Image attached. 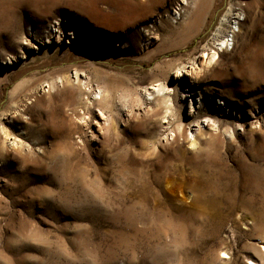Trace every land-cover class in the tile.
<instances>
[{"label": "rangeland", "instance_id": "rangeland-1", "mask_svg": "<svg viewBox=\"0 0 264 264\" xmlns=\"http://www.w3.org/2000/svg\"><path fill=\"white\" fill-rule=\"evenodd\" d=\"M205 2L0 0V264H264V0Z\"/></svg>", "mask_w": 264, "mask_h": 264}, {"label": "bare ground", "instance_id": "bare-ground-1", "mask_svg": "<svg viewBox=\"0 0 264 264\" xmlns=\"http://www.w3.org/2000/svg\"><path fill=\"white\" fill-rule=\"evenodd\" d=\"M206 0H199V4H198V6L196 7L197 8V10L195 11V13L193 14V16H192V18L190 19V21H189V24L191 25V26H195V24L198 22V20H199V10L201 9V4H203V6H205V4H206V2H205ZM203 10H205V9H203ZM203 12V11H202ZM175 13H177L176 11H175ZM237 14H239V15H241V12H237ZM238 18H239V16H237ZM235 18V17H234ZM240 19H244V15L242 16V17H240ZM201 20V19H200ZM199 20V21H200ZM234 25H236L238 28H237V30H239V22H238V20L237 21H234V23H233ZM197 25V24H196ZM229 43V44H232V41H233V39H232V35H229L227 38H226V40L225 39H223L222 41H220V42H218L217 43V45L219 46V47H225L226 46V43L227 42ZM219 47H217V49L219 50L220 48ZM216 55H217V50H205L204 52H203V55H202V61L200 62V63H196V62H194L192 65H190V66H188L186 69H185V71H184V83H185V75L186 76H188L189 77V81L191 82L190 84V86H186L185 87V91H186V93L185 94H183V96L185 97H187V96H195L196 94H197V92H198V89H197V87L194 85V81L199 77V75L202 73V72H204L205 70H206V67H209L213 62H214V58L216 57ZM175 72H176V76L177 75H180V73H181V71H179L178 69H175ZM149 90H151L150 91V93H152V92H155V91H157L158 90V88L156 87V86H151V87H149ZM92 98H93V96H92ZM200 103H202V100L201 101H199V104ZM189 111H194V109L193 108H191ZM98 114H99V116L102 118V119H104L105 117H104V115L102 114V112L101 111H99L98 112ZM206 116V115H205ZM211 121V127H213V128H215L216 127V125H217V123L215 122V120H213V119H211L209 116H206L204 119H202L201 121H199V119L198 120H195V123H193L192 125L191 124H189L188 125V128H189V131H188V137H189V140H190V142H191V144H193V145H195L196 143H197V139H196V130L197 129H199V127H201V123H202V126L203 125H207L209 122ZM194 126V127H193ZM194 128V129H193ZM171 180V178H169V177H164V181L165 182H168V181H170ZM263 248H264V246H263Z\"/></svg>", "mask_w": 264, "mask_h": 264}]
</instances>
